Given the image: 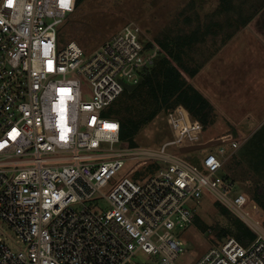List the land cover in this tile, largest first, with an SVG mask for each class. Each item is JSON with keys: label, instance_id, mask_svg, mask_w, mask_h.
Instances as JSON below:
<instances>
[{"label": "built area", "instance_id": "built-area-1", "mask_svg": "<svg viewBox=\"0 0 264 264\" xmlns=\"http://www.w3.org/2000/svg\"><path fill=\"white\" fill-rule=\"evenodd\" d=\"M78 6L0 0V217L20 244L0 236V264H178L187 248L176 230L195 223L190 201L206 190L254 238L224 236L195 264H264L261 208L224 172L227 149L201 165L169 150L204 143L203 124L183 105L168 113L173 137L159 146L122 141L110 107L142 83L159 46L145 43L134 22L90 51L63 42ZM183 113L196 131L180 124ZM218 138L233 152L240 145L232 132ZM153 161L166 164L147 180L131 178Z\"/></svg>", "mask_w": 264, "mask_h": 264}, {"label": "rangeland", "instance_id": "rangeland-1", "mask_svg": "<svg viewBox=\"0 0 264 264\" xmlns=\"http://www.w3.org/2000/svg\"><path fill=\"white\" fill-rule=\"evenodd\" d=\"M262 3L264 0L225 2L223 0H85L65 22L62 28V41L77 40L86 51H90L125 23L134 22L141 27V36L145 43H152L155 47V45L159 46L157 40L162 42L169 40L173 49L179 47L177 38L183 39L196 32L200 40L189 45L183 44L179 49L183 51L182 63L190 68H200L242 28L244 20L253 15L257 6ZM171 62L176 64L173 57L161 51L159 46L153 64L147 68L155 71L163 69ZM145 69H143V79ZM190 76L188 73L184 76L188 83L192 78ZM195 83L192 85L197 86L198 83L197 85ZM138 87L134 92V94L137 92L136 96H132L133 90L126 88L110 110L111 112L115 109L120 110L123 114L133 117L135 121H141L139 132L134 136L137 145L147 148L157 147L173 137L167 115L177 106L170 110L160 107L157 114L151 118L149 114L156 108L157 103L148 91L147 85L141 83ZM230 91H233V88ZM212 109V118L204 124L202 139L204 142L217 139L221 134L231 130L236 133L235 138L240 143L235 152L231 151L230 142H220L185 151L176 145H171L169 150L201 165L203 157L208 152H218L219 148L224 146L228 153L224 172L237 180L243 192L253 197L257 185L264 184V122L257 125L256 121H249L250 126L244 130L234 129L217 108L212 106ZM122 141L127 142L123 139ZM165 164L149 162L131 178L147 180ZM129 167V164L126 165L121 172H127ZM190 205L196 208V220L189 227L176 230L185 241L187 248L178 258V264H195L202 254L218 243L220 230L232 227L236 216L207 190L204 191L200 201L192 199ZM260 208L257 218L264 226V208L261 206ZM208 229H211V232H208ZM230 235L232 234L226 236ZM0 236L12 247L20 248L15 232L1 217Z\"/></svg>", "mask_w": 264, "mask_h": 264}, {"label": "crops", "instance_id": "crops-1", "mask_svg": "<svg viewBox=\"0 0 264 264\" xmlns=\"http://www.w3.org/2000/svg\"><path fill=\"white\" fill-rule=\"evenodd\" d=\"M190 83L197 85L234 129L244 130L249 121L264 122V3L210 56Z\"/></svg>", "mask_w": 264, "mask_h": 264}, {"label": "trees", "instance_id": "trees-1", "mask_svg": "<svg viewBox=\"0 0 264 264\" xmlns=\"http://www.w3.org/2000/svg\"><path fill=\"white\" fill-rule=\"evenodd\" d=\"M85 0H79L81 5ZM227 0H223L225 2ZM250 15L243 22V26L247 24ZM196 35V32L181 39L177 38L179 47L183 44H192L200 40ZM161 51L168 53L170 57L176 61L166 65L163 69L152 71L150 68H146L145 76L142 85L148 86L152 98L156 101V108L149 114V117L153 118L160 107L167 108L168 110L175 108L176 106L183 105L191 114L192 118L199 120L203 126L212 118V104L205 98V96L195 87L192 83L186 82L184 78L185 74L194 76L198 71L197 68H190L181 62L183 51L178 48H171L169 40L164 42L157 40ZM149 46L154 47V44L149 43ZM160 50V49H159ZM140 86V85H139ZM134 89L131 93L134 94ZM114 117L120 121V136L121 139L126 140L131 146H137V142H134V136L139 132L141 121H135L133 117L123 114L120 110H112ZM260 206L264 208V184L259 183L256 187L255 193L252 197ZM228 234H232L238 239L245 241L247 238H254V233L246 225V223L235 216L232 227L230 229L220 230L218 233L219 238H222Z\"/></svg>", "mask_w": 264, "mask_h": 264}, {"label": "water", "instance_id": "water-1", "mask_svg": "<svg viewBox=\"0 0 264 264\" xmlns=\"http://www.w3.org/2000/svg\"><path fill=\"white\" fill-rule=\"evenodd\" d=\"M136 88L135 85H127V89H129L130 91L134 90ZM221 142V139L220 138H217V139H211L207 142H204V143H199V144H195V145H190V146H184L181 150L182 151H185V150H188V149H193V148H200V147H206V146H211V145H214V144H217V143H220Z\"/></svg>", "mask_w": 264, "mask_h": 264}, {"label": "bare ground", "instance_id": "bare-ground-1", "mask_svg": "<svg viewBox=\"0 0 264 264\" xmlns=\"http://www.w3.org/2000/svg\"><path fill=\"white\" fill-rule=\"evenodd\" d=\"M184 108H185L184 106H181V111ZM180 120H181L180 124H182V125L184 124V122L189 121L191 127H193V130L196 131V129L194 128V124H193V122L191 120V117H190V115L188 113H183L182 118ZM211 130H212V128H211Z\"/></svg>", "mask_w": 264, "mask_h": 264}, {"label": "snow or ice", "instance_id": "snow-or-ice-1", "mask_svg": "<svg viewBox=\"0 0 264 264\" xmlns=\"http://www.w3.org/2000/svg\"><path fill=\"white\" fill-rule=\"evenodd\" d=\"M109 127H112V128H114L115 126H114V125H111V126H109Z\"/></svg>", "mask_w": 264, "mask_h": 264}]
</instances>
